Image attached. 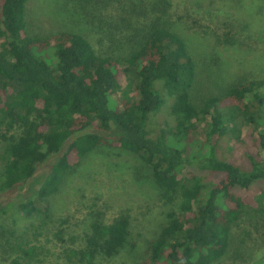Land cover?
Instances as JSON below:
<instances>
[{
	"label": "trees",
	"instance_id": "trees-1",
	"mask_svg": "<svg viewBox=\"0 0 264 264\" xmlns=\"http://www.w3.org/2000/svg\"><path fill=\"white\" fill-rule=\"evenodd\" d=\"M27 1L0 0V191L29 185L13 208L31 227L0 224V264H96L130 245L127 209L109 222L94 211L88 230L68 237L56 227L45 239L59 246L55 262L37 239L51 196L100 146L137 154L168 207L139 264H215L242 256L246 238L264 237V76L196 104L195 61L169 0H78L101 11L113 42L123 39L111 52L78 32L31 35ZM219 1L237 10L239 25L264 30V0ZM229 133L249 141L244 162L227 157Z\"/></svg>",
	"mask_w": 264,
	"mask_h": 264
},
{
	"label": "rangeland",
	"instance_id": "rangeland-1",
	"mask_svg": "<svg viewBox=\"0 0 264 264\" xmlns=\"http://www.w3.org/2000/svg\"><path fill=\"white\" fill-rule=\"evenodd\" d=\"M169 1L173 29L186 39L195 61L196 79L191 89L194 103L200 104L204 97L220 93L240 78L264 76V30L249 27L244 21L239 25L235 19L237 10L225 7L219 0ZM82 6L78 0H28V31L38 36L59 31L78 32L87 35L96 48L118 51L123 39L118 35L119 40L113 42L110 38L113 33L106 34L107 27L100 24L105 18L101 11L94 7L83 9ZM102 36L104 40L98 41ZM227 37H231V41L223 42ZM129 87L124 80L122 90L129 94ZM237 125L241 136H246L245 126L240 122ZM228 135V140L223 142L225 149L232 148L227 157L244 162L242 146H250L249 141L242 145L230 138L232 133ZM259 153L264 159V151L259 149ZM47 162L38 166L35 176L47 170ZM2 167L0 160V180ZM28 191L29 185L0 191V224L11 225V221H15L31 227L30 222L22 219L13 208L16 197ZM11 202L13 206L8 205ZM125 209L131 215L130 245L111 259H98L96 264H139L145 255L150 230L158 219L163 220L168 210L159 198L149 169L137 154L100 146L83 157L51 196L50 219L37 239L48 248V259L55 262L59 246L45 239L56 227L63 228L68 237L88 230L94 211H100L109 222ZM241 227H244L243 223ZM31 233L30 228L26 234L31 236ZM249 239H245L242 256L215 264H264V237L254 235Z\"/></svg>",
	"mask_w": 264,
	"mask_h": 264
}]
</instances>
